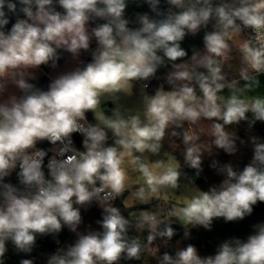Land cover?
Segmentation results:
<instances>
[{"label":"clouds","instance_id":"clouds-1","mask_svg":"<svg viewBox=\"0 0 264 264\" xmlns=\"http://www.w3.org/2000/svg\"><path fill=\"white\" fill-rule=\"evenodd\" d=\"M128 2L0 0V264H4L8 242L18 253L30 254L38 236L55 238L65 227L76 239L50 255L47 264H119L124 257L140 259V241L129 239V220L111 203L126 190L128 177L122 153L107 143L106 129L119 137L115 144L131 154L133 150L157 152L165 129L178 121H222L214 123L213 143L235 155L238 138L225 126L247 121L253 127L257 121L264 122V100L245 103L232 96L223 105L218 103L224 77L216 59L227 53L228 41L241 25L261 38L264 0H240L239 7H214L212 0H164L166 11L161 10L162 0H143L154 15L137 13L138 27H130L133 21L126 18ZM9 13L17 18L6 30ZM213 18L220 30L205 34L204 56H193L207 74L175 63L187 56L181 46L185 37L198 33ZM61 50L70 53L78 66L52 79L47 90L37 87L31 82L35 71L41 66L56 68ZM241 50L250 68L264 73V42L259 48L245 42ZM82 53H90L91 62L80 60ZM165 59L176 69L169 81L195 80L200 98L194 87L185 84L147 98L146 124L138 117L130 121L101 117L103 127L88 121L87 113L98 114L102 97L124 90L130 82L148 81ZM10 86L20 94H9ZM74 134L82 137V150L75 146ZM195 139L184 136L188 145L184 162L199 176L202 152ZM44 142L51 148L38 147ZM249 142L253 151L249 163L238 170L231 163L213 161L211 167L223 177L220 183L197 191L170 213L185 225V238L190 236L188 226L210 231L214 219L243 220L258 202H264V142L257 136ZM139 168L152 192L178 187L181 172L175 166L155 175L145 164ZM13 173L16 184L8 180ZM137 196L146 198L144 188ZM93 203L102 209L96 221L100 230L80 231L81 209ZM143 222L150 227L149 244L157 237L171 240L176 234L170 223L158 230L161 221L155 216L144 215ZM20 264L34 261L22 259ZM159 264H264V223L256 225L246 239L225 240L213 255L201 256L188 244L174 255L165 252Z\"/></svg>","mask_w":264,"mask_h":264},{"label":"trees","instance_id":"trees-1","mask_svg":"<svg viewBox=\"0 0 264 264\" xmlns=\"http://www.w3.org/2000/svg\"><path fill=\"white\" fill-rule=\"evenodd\" d=\"M212 3L214 7L219 5H227L229 7L240 6V0H212ZM160 7L161 10L166 11L168 5L164 3V0H162ZM5 11H7V9H5ZM144 12H148L150 15H154L153 13H151L148 5L144 3L143 0H129L128 8L126 9V18L133 21V23L130 24V27H138V25L135 23V16L137 13ZM8 15L10 23L6 26V30H10L12 24L17 18L11 13H9ZM20 18H23L22 15ZM99 22L102 23L103 21ZM219 30L220 27L217 24L215 18H213L206 27H202L195 35H187L181 42V46L187 52V56L182 58L181 60L176 61L175 63L189 65L190 60L194 55H197L198 53L205 50V34L208 32ZM88 57V53H82L80 56V60L85 61ZM63 62L64 53L61 50L58 64L62 65ZM172 64L173 62L167 61L165 59V62L158 67L155 73V77L150 84V87L146 90L151 96L153 95L154 90L158 87V83L162 85V89L164 91H170V87L168 85L170 76L166 77V79L164 80H162V77L176 70L175 68H173ZM77 66L78 64L75 67ZM200 72L207 74V70L204 68L197 70V73ZM223 81L224 79L221 82ZM43 85H49V82L45 79ZM44 86L42 87V89H44ZM192 87H194L195 89L196 96L200 98L202 96V93L200 92V89L196 82L192 83ZM247 115L249 119H252L251 113H248ZM87 119L90 123H92L91 112L87 113ZM217 122L222 123V121L213 120V126L214 123ZM225 128L228 132L232 133L235 137L238 138L237 146L239 150L235 155H229L222 149L216 148L213 142H211L210 144L205 143L204 140L189 131L191 130V128L187 126L184 121H178L177 123L170 124L165 129V135L160 141L159 148L169 157H172V155H176L184 160V154L186 148L188 147V145L184 143V136L185 134L194 136L196 138L194 143L200 148L202 152L203 169L199 176L196 175L194 183L199 191H207L211 186L219 184L223 179V177L220 176L217 171L211 167L213 161H217L221 165L224 163H231L238 170L242 169L247 163L250 162L253 155L252 145L249 142V138L251 136H257L262 140V142H264V122L257 121L253 127H249L247 121H241L239 124L225 126ZM106 131L108 132V145L116 146L121 152L120 146L115 144V141L119 138L113 135L111 129H106ZM241 140L244 141L243 144L240 143ZM44 146L45 142L38 145V147ZM189 169L191 168L188 166V168L184 170L188 171ZM192 170L195 172L194 169ZM8 180H10V182L14 184L18 183L15 173H13L12 176L8 178ZM124 198L125 193L123 192L119 197L116 198V201L112 205L117 207L120 210L121 214L129 220L128 237L129 239H138L140 241L142 252L139 260H128L126 257H124L121 259V261H119V264H159V259L165 252L174 255L175 252L179 250L177 244L182 239L185 231V226H178L170 223L176 232L173 238L171 240H167L166 238L157 237L156 239L158 242L153 241L151 244H149L147 241V236L150 233L149 224L143 222V219L137 220L131 216V212L133 209L124 206ZM148 207L149 206H141L138 209L143 210ZM81 213L83 217V224L81 225L80 231H86L88 229L100 230L99 225H97L96 221L101 219L102 210L97 208L96 203H93L87 209H81ZM158 221H161V223L158 225V230H162L164 225L166 223H169L165 221V218L158 219ZM261 223H264V202H258L257 205L254 206L253 213L250 216L246 217L243 220H240L236 225H234L230 231L231 235L233 236V238L246 239L250 234H253L255 226ZM191 228V226H188V230ZM75 239L76 235L70 232L66 227L55 238L52 236H38L36 246L30 254L18 253L11 242H8V251L6 252L4 257V264H20V261L22 259H32L34 261V264H47V259L50 255L55 253L59 248H66L69 244L73 243ZM57 240L59 241V243H57ZM180 247L183 248L186 246L184 244H181Z\"/></svg>","mask_w":264,"mask_h":264},{"label":"rangeland","instance_id":"rangeland-1","mask_svg":"<svg viewBox=\"0 0 264 264\" xmlns=\"http://www.w3.org/2000/svg\"><path fill=\"white\" fill-rule=\"evenodd\" d=\"M228 42L230 47L227 53L223 57L216 58L221 68V75L224 77V81L221 83H228L233 80L234 76H237L235 71H237L239 76L240 74L244 75L245 73L250 71L249 67L239 57L238 53L234 49L233 43L231 42V38ZM95 47L96 46H93L92 48L94 49ZM88 54L90 56V53ZM205 54L206 49L202 51L201 54L197 55L196 58L199 59ZM73 61L74 58L70 53H68L67 61L63 67H57L51 72H49V70L46 68L44 69V73L35 71L36 79L31 82L42 89V87L44 86L43 83L45 79L50 83V76L51 79H54L61 73L71 71ZM188 66L194 67L196 72L197 70L203 68L197 66L193 59L190 61ZM169 83H172V86L177 87L179 89L185 84L189 85V83H195V80L190 82L174 80L172 82L169 81ZM258 84L259 82L256 79L251 80L250 86H248V88H250L249 91L260 92L261 89H257ZM157 91H163L162 85L160 83H158V87L154 90L152 96H154ZM223 92L226 95L234 93L228 92L226 90ZM8 93H15L17 95L19 94L18 90L12 86L9 87ZM152 96L147 91L141 90L133 82H130V84L126 86L124 90L118 93L107 94L102 97L101 104L98 109V114L91 112L92 123L99 124L101 127H103L104 125L101 117L111 120H124L125 117L129 116L130 118L138 117L141 124H146L148 123L146 115L147 98H150ZM211 123V121L206 120L205 123L196 125L190 124L191 130L189 131L193 133L197 125H202L201 129H203L205 133V135H203L204 139L202 140H204L205 143H211L214 140L213 125ZM121 151H123L122 167H124L125 164L126 166H128L129 164H133L130 169V173L127 174L128 179L126 190L124 191L125 198L123 200V204L125 207L133 209L131 212L132 217L138 214V216H135L134 219H143V216L148 214L149 207H151L152 204L158 201L168 203L172 211L177 208H180L184 206L185 202L188 199L196 195L197 191H199V189L194 183L195 172L192 169L185 171L179 165L178 161H176L172 157L167 156L160 148L157 152H152L147 149L143 152H137L133 150L131 156H128L125 150L121 149ZM140 164L147 165L154 175L163 172L169 166L177 167L181 172L178 187L175 189L161 187L156 192H152L149 186L146 184V177L140 171ZM140 188H144L145 190L146 198L143 200L137 196V192ZM141 206L149 207L143 210L138 209ZM97 208L102 210L99 206H97ZM165 221L178 226H185L182 221H180L177 217L174 216H166ZM234 222H226L223 218L214 219L210 231L199 226L196 229L192 230V227L191 229H189L190 236L188 238H185L183 234L181 241L177 244V247L178 249H180L181 244H184L185 246H187L188 244H192L197 248L198 252L200 251L202 253L213 255L215 254L216 249L222 242H224L225 240L233 239V236L230 233V227L231 224Z\"/></svg>","mask_w":264,"mask_h":264},{"label":"crops","instance_id":"crops-1","mask_svg":"<svg viewBox=\"0 0 264 264\" xmlns=\"http://www.w3.org/2000/svg\"><path fill=\"white\" fill-rule=\"evenodd\" d=\"M91 46H96V43H95V41L93 40V42H92V45ZM63 53H64V62H63V64L62 65H59L58 63H57V67H63L64 65H65V63H66V61H67V56H68V53L67 52H65V51H63ZM199 54H201V52L200 53H198L197 55H199ZM197 55H195V56H197ZM193 59V58H192ZM191 59V60H192ZM190 60V61H191ZM78 64V61L77 60H75L74 59V61H73V65H72V70L74 69V67L76 66ZM56 67V68H57ZM48 69L49 70V72H51L52 70H54V69H56V68H51V69H49V68H47V67H45V66H41L38 70H36V72H42V73H44V69ZM174 71H176V70H174ZM173 71V72H174ZM172 72V73H173ZM236 72V75L237 76H234V79L233 80H231L230 82H224V83H222L223 85H224V88L220 91V92H218L217 93V95H218V103H220L221 105H223L224 103H226L227 102V100L228 99H230L232 96H236L238 99H241V100H243L245 103H250V102H253L254 100H256V99H260V100H264V85H261V84H264V74H260V75H254V74H252L251 73V71H249V72H247V73H245L244 75L242 74H240V76H239V74L237 73V71H235ZM171 75V73H168V74H166V75H164L163 77H162V80H164V79H166V77H168V76H170ZM245 75H247L248 76V79H244V76ZM257 80L258 82H259V84H258V90H260V92L258 91H252V92H250L249 91V89L250 88H248V86H250V82H251V80ZM49 80L51 81L52 79H51V76H50V78H49ZM231 82H236V88L234 89V90H232L229 86H228V84L229 83H231ZM169 85V87H170V91H164V92H171V91H174V90H179L177 87H174V86H172V83L170 84H168ZM261 85V86H260ZM189 86H192V83H189ZM228 91V92H234V93H230L229 95H226L223 91ZM206 120H208V119H205V118H201L200 120H198L197 122H195V123H190V124H192V125H196V124H201V123H205V121ZM209 121H211L212 123V125H213V120H209ZM201 127H202V125H197L196 127H195V129H194V131H193V133L195 134V135H197L199 138H201V139H204L203 138V135H205V133H204V130L203 129H201ZM119 138V137H118ZM207 144H210L209 142H207ZM121 153H122V155H123V151H121ZM127 155L128 156H131V154H128L127 153ZM129 163V162H128ZM131 163V162H130ZM133 166V164H129L128 166H126V164H125V166L123 167L124 169H125V171H126V174H129L130 173V169H131V167ZM126 186H127V181H126ZM153 205V204H152ZM135 216H138V214L137 215H135ZM135 216H133V218H135ZM238 222L237 221H235L234 223H232L231 224V227H230V231H231V229H232V227L234 226V225H236ZM198 227V226H197ZM197 227H194L192 230H194V229H196ZM192 230H191V232H192ZM231 233V232H230ZM184 239V238H183ZM155 242H158L157 241V239H155L154 240ZM200 252V251H199ZM200 254L201 255H203V256H207V255H211V254H206V253H202V252H200Z\"/></svg>","mask_w":264,"mask_h":264},{"label":"built area","instance_id":"built-area-1","mask_svg":"<svg viewBox=\"0 0 264 264\" xmlns=\"http://www.w3.org/2000/svg\"><path fill=\"white\" fill-rule=\"evenodd\" d=\"M259 36L261 37L260 39H258V34L254 29L244 27L243 25H241V30L238 33H234L231 36V42L233 43L234 49L238 53L239 57L249 67L251 73L254 75H260V74H264V73L255 72L250 68L247 61L245 60L244 53L242 52L241 49H242V45L245 42H250L251 46L259 48L261 43L264 42V32L260 33ZM45 67H47L49 69L52 68L51 66H45ZM154 77H155V75L152 78H150L148 81H133V83L137 87H139L141 90L146 91L150 87V84L153 81ZM144 85H147V87H145ZM228 86L232 90H234L236 88V82H231L228 84ZM130 120H131V118L129 116L124 118V121H130ZM184 122L187 124V126L190 127L191 122H188V121H184ZM73 140H74L75 146L78 148H81V150H82V137L79 134H74ZM107 143H108V141H107ZM42 148L49 149V148H51V145H49L47 142H45V146ZM49 155H51V152L49 153ZM46 163H47V159L45 160V164ZM115 201H116V198L111 203L113 204ZM97 206H99V205H97ZM171 212H172V210L170 209V205L168 203H163L162 201H158V202L154 203L151 207H149L147 215L155 216L156 219L158 220V219L165 218L166 216H170ZM138 219H140V218H137V220Z\"/></svg>","mask_w":264,"mask_h":264},{"label":"water","instance_id":"water-1","mask_svg":"<svg viewBox=\"0 0 264 264\" xmlns=\"http://www.w3.org/2000/svg\"><path fill=\"white\" fill-rule=\"evenodd\" d=\"M91 55L84 61L85 63L87 62H91ZM48 85L44 86L43 90H47ZM172 158L175 159L176 161H178L179 165L183 168V169H187L188 165L184 162L183 159H181L180 157L176 156V155H172ZM194 178L196 179V174L194 173Z\"/></svg>","mask_w":264,"mask_h":264}]
</instances>
